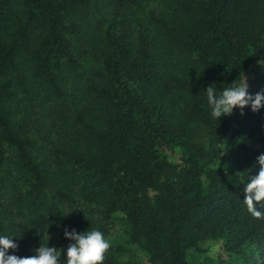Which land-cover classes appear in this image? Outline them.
I'll list each match as a JSON object with an SVG mask.
<instances>
[{"label": "trees", "instance_id": "obj_1", "mask_svg": "<svg viewBox=\"0 0 264 264\" xmlns=\"http://www.w3.org/2000/svg\"><path fill=\"white\" fill-rule=\"evenodd\" d=\"M244 77L264 92V0H0V235L22 257L75 228L110 240L102 264H264L243 192L264 108L219 120L205 93Z\"/></svg>", "mask_w": 264, "mask_h": 264}, {"label": "clouds", "instance_id": "obj_2", "mask_svg": "<svg viewBox=\"0 0 264 264\" xmlns=\"http://www.w3.org/2000/svg\"><path fill=\"white\" fill-rule=\"evenodd\" d=\"M205 93L210 116L219 120L232 115L235 109L243 115L246 107L253 112L264 108V92L249 93L245 77L240 83L232 82L219 93L211 84ZM256 165L259 166L257 174L249 175L243 187L244 201L250 209L257 206L256 202L264 201V153L257 156ZM64 237L70 241L66 248L41 244L32 250L33 255L22 257L15 254L19 245L14 237L0 235V264H102L111 246L110 240L99 229L78 232L75 228H65Z\"/></svg>", "mask_w": 264, "mask_h": 264}, {"label": "rangeland", "instance_id": "obj_3", "mask_svg": "<svg viewBox=\"0 0 264 264\" xmlns=\"http://www.w3.org/2000/svg\"><path fill=\"white\" fill-rule=\"evenodd\" d=\"M245 79H246V78H245ZM248 91H249V85H248ZM197 134H198V133H196V136H197L198 138H201V137L204 135V132L199 133L198 135H197ZM218 251H219V245H218V244H211V245L209 246V248H208V252H207V254H208L209 256H211V257H215V256L217 255Z\"/></svg>", "mask_w": 264, "mask_h": 264}]
</instances>
